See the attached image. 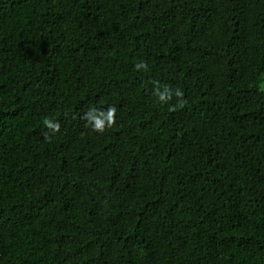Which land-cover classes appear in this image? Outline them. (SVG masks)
Instances as JSON below:
<instances>
[{
	"label": "trees",
	"instance_id": "trees-1",
	"mask_svg": "<svg viewBox=\"0 0 264 264\" xmlns=\"http://www.w3.org/2000/svg\"><path fill=\"white\" fill-rule=\"evenodd\" d=\"M0 264H264V0H0Z\"/></svg>",
	"mask_w": 264,
	"mask_h": 264
},
{
	"label": "clouds",
	"instance_id": "clouds-1",
	"mask_svg": "<svg viewBox=\"0 0 264 264\" xmlns=\"http://www.w3.org/2000/svg\"><path fill=\"white\" fill-rule=\"evenodd\" d=\"M146 62H138L136 64V69H146ZM154 95L158 97L159 102L167 103L173 99L175 96L178 102L182 105L185 104L186 101L183 99L184 92L177 88L173 92L169 87L165 86L164 90L161 91L158 83L156 84V88L154 90ZM116 113L117 109L115 106H109L106 111H101L95 107H90L89 110L82 117L83 120L87 121L86 126H90L93 132L103 134L106 129H111L116 125ZM43 125L46 129L51 130L54 133H58L60 131L59 122H54L49 118H45L43 120ZM46 139H51L47 133H45Z\"/></svg>",
	"mask_w": 264,
	"mask_h": 264
}]
</instances>
